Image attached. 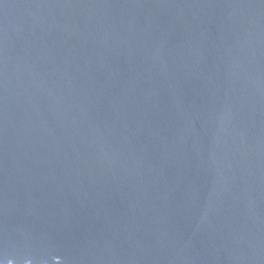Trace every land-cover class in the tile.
Wrapping results in <instances>:
<instances>
[{
  "label": "water",
  "instance_id": "95a60500",
  "mask_svg": "<svg viewBox=\"0 0 264 264\" xmlns=\"http://www.w3.org/2000/svg\"><path fill=\"white\" fill-rule=\"evenodd\" d=\"M0 264H264V0H0Z\"/></svg>",
  "mask_w": 264,
  "mask_h": 264
}]
</instances>
